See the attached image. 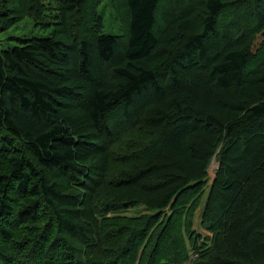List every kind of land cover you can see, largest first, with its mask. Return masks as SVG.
Returning a JSON list of instances; mask_svg holds the SVG:
<instances>
[{"label":"trees","instance_id":"16d2710c","mask_svg":"<svg viewBox=\"0 0 264 264\" xmlns=\"http://www.w3.org/2000/svg\"><path fill=\"white\" fill-rule=\"evenodd\" d=\"M161 1L0 0V264H264V0Z\"/></svg>","mask_w":264,"mask_h":264},{"label":"rangeland","instance_id":"374dc122","mask_svg":"<svg viewBox=\"0 0 264 264\" xmlns=\"http://www.w3.org/2000/svg\"><path fill=\"white\" fill-rule=\"evenodd\" d=\"M59 0H43L44 4L47 3V4H51L52 6H56V4L58 3ZM163 1V0H162ZM161 1V2H162ZM194 1L196 0H188L189 3H193ZM243 1V0H241ZM250 1V0H248ZM245 4H244V8H245V11L247 12V14H250V10L252 9V6L249 5V3L247 2V0H244L243 1ZM5 6H6V9L7 11H11V13L14 15V16H18V0H5ZM103 6V10L100 9L99 11L102 13L103 15V18H104V29H103V32L105 34H122V33H126V28L123 26L122 28L118 25H116V23L114 22L113 19H115L114 15L112 13H110V18L111 20L109 19V6H105V3L102 5ZM228 10H225L224 12H226ZM223 15V14H222ZM220 15L219 19H221L223 17V19H226L224 16ZM251 15V14H250ZM248 15V17L250 16ZM248 17L245 18L246 21L248 22ZM200 18L195 17L192 19V22L194 23V28L195 30L196 29H200L201 25H200ZM157 21V24H158V21L159 19L157 18L156 19ZM192 23V24H193ZM20 26H23L25 29L22 30V36H26V37H38V38H42V37H45V36H48L49 34V30H51L53 27L52 26H49V27H46L45 29L41 28L40 26H36L33 24V22H31L29 19H26V20H23L21 23H20ZM21 31V30H20ZM6 33L4 34H1V38H4L2 35H5ZM13 34H16V33H13ZM2 43L0 45V49L1 48H5L7 44H14L15 41L13 40H10V41H5L4 39H2ZM123 40V38L121 39ZM216 160L213 159V161L211 162L209 168H208V171H207V178L205 180L206 182V186L204 187L205 189V196L204 198L202 199L201 201V206L196 210V214H195V217H194V220H193V226H192V229L195 231V232H198L199 233V236H210L208 233L204 232L200 225H199V217L201 218V211H203V204L205 203L206 201V197H207V194H208V191L210 189V185L211 183L213 182L214 180V177H215V173H216V169H217V164H216ZM176 199V198H175ZM175 199L173 200V202L175 201ZM149 214L148 211L145 210V206L141 205L139 207H136L135 209H133L132 211L130 210H127L125 212H123V216H126V217H129V218H132V217H139V216H143V215H147ZM170 214V211L169 209L165 210L164 213L162 214V217H161V220L164 216L166 215H169ZM188 248V251H189V260L185 263V264H192L193 261H194V258H195V255L192 253L191 251V248L190 247H187Z\"/></svg>","mask_w":264,"mask_h":264}]
</instances>
